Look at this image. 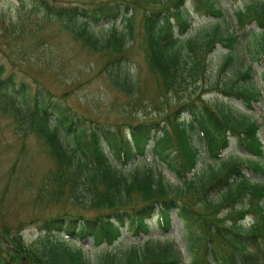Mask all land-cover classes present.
I'll list each match as a JSON object with an SVG mask.
<instances>
[{
    "label": "trees",
    "instance_id": "16d2710c",
    "mask_svg": "<svg viewBox=\"0 0 264 264\" xmlns=\"http://www.w3.org/2000/svg\"><path fill=\"white\" fill-rule=\"evenodd\" d=\"M169 1H160L158 7L148 3L141 6H145V14L140 42L150 72L167 89L184 80L183 74L196 81L205 72L204 55L208 51L218 43L232 51L239 40V37H224L218 27L202 44L193 40L181 42L178 33L184 32L189 24L185 13L188 0H174L173 11ZM125 2L133 8L140 4ZM36 3L48 16L55 15L67 23L86 48L109 51L112 60L106 70L114 88L129 96L139 94L140 80L130 74L125 63L127 51L133 46L137 13L125 19L131 40H127L126 34L119 35L115 28L104 40L89 20L77 19L76 9L59 8L46 1ZM192 3L216 18L223 17L227 11L220 0H193ZM261 4L264 0H252L246 11L235 12L239 29L245 30L252 22L261 27L249 36L245 46L253 61L264 57V9L254 8ZM119 7L116 6V11L115 8L94 11L93 17L98 24L102 18L115 22L121 12ZM176 25L180 30H176ZM243 35L247 36L248 31ZM197 49H202L201 53ZM232 60L228 56L223 68L227 69ZM250 78L247 71L236 82L223 84L227 97L244 102L249 109L253 103H259L260 96L249 87H240L239 82ZM7 82L0 78V88ZM0 95L15 120L26 122V130L35 133L47 146L54 163L50 177L55 188L62 189L60 197L66 195L71 204L80 208L76 214L41 221L39 230L47 235L41 252L28 250L24 256L26 246L20 238H16L18 245L7 233L4 234L7 238L2 235L12 254L0 248V264H264V183L252 181L246 172L264 174V166L246 159L222 157L230 147L229 133L239 138L245 153L262 157L256 121L249 118L241 121L231 107L199 100L180 108L189 113L190 120L181 122L175 118L164 121V126L157 121L140 122L131 125V133L125 135L120 128L115 130L99 123L85 127L81 116L53 102L41 87L34 94L13 88ZM199 129L201 137L195 139L193 134ZM197 142L208 154L210 169L198 180L187 181V175L200 162L201 147ZM149 149L183 182L181 186L167 183L161 171L156 172L146 163ZM133 161L136 162L132 164ZM200 203L204 209L198 207ZM175 210L188 235L187 258L167 234L151 233L154 223L168 232L172 226L171 213ZM220 210H227L224 217L212 219L210 214ZM248 218L250 223L246 222ZM123 229L131 236H143V240L122 242ZM52 235H58L57 239H51ZM87 239H92L96 247L105 242L110 245L120 242L111 251L100 250L89 255L77 243Z\"/></svg>",
    "mask_w": 264,
    "mask_h": 264
},
{
    "label": "rangeland",
    "instance_id": "374dc122",
    "mask_svg": "<svg viewBox=\"0 0 264 264\" xmlns=\"http://www.w3.org/2000/svg\"><path fill=\"white\" fill-rule=\"evenodd\" d=\"M42 1L59 8L76 9L77 19L82 22L89 20L96 28L97 35L104 40L114 28L119 35L126 34L127 40H131L125 19L134 12L137 13L133 46L127 51L125 63L130 74L140 80L139 94L129 96L115 89L106 70L112 60L110 52H95L86 48L83 41L70 31L67 23L55 15L48 16L44 9L38 7L36 2ZM125 1L127 0H0V78L8 81L5 87L0 88V93L15 88L34 94L41 87L53 102L81 116L85 127H93L99 123L115 130L120 128L125 135L130 133L131 125L140 122L157 121L164 126V121L170 122L175 118L181 122L190 120L189 113L180 109L190 101L224 104L231 107L239 120L249 118L259 124L258 137L263 146V156L255 158L245 153L238 142L239 138L230 133V147L223 154V159H246L264 166V57L261 61H253L246 49L249 36L260 31L261 27L255 22L249 23L245 29L248 35L244 36L245 30L238 29L235 18V12L247 10L252 0H220L223 8L227 9L223 14L224 19L199 10L192 3L193 0L187 1L185 13L187 12L189 24L184 32L178 33L181 42L193 40L202 44L218 27L224 37L234 36L239 37V40L232 51L221 43L216 44L212 51L204 55L205 72L196 81L183 74L184 80L170 89L165 88L150 72L145 52L140 47L142 17L145 14V6H141L148 3L151 7H158L160 1L164 0H128L140 3L135 8L133 5L127 7ZM173 1H169L171 10ZM117 5L121 12L116 22L102 18L103 21L97 23L93 17L94 11H109L112 8L116 11ZM254 8L264 9V4ZM176 30H180L177 25ZM201 50L197 49L200 53ZM187 52L190 53L188 47ZM228 56L233 58V62L225 69L223 66ZM247 71L250 80L240 81L239 86L249 87L260 96V102L253 103L250 109L244 102L227 97L223 92L224 83L236 82L239 75ZM218 83V87L213 88ZM178 110L180 111L177 113ZM26 128L28 129V124L15 120L5 98L0 95V245L3 246L0 248L9 250V254H12L2 240V235L7 233L10 239L18 242L16 238H20L26 246L24 256L28 250L32 253L43 251L47 235L39 230L41 221L80 212V208L71 204L66 195L60 197L62 189L58 191L50 177L54 163L49 150L42 139ZM193 136L195 139L201 137V130H197ZM199 146L200 162L194 172L187 175V181L198 180L210 169L208 154L201 143ZM146 163L153 166L156 172L161 171L167 183L179 186L183 184L150 149ZM214 167L217 168L218 164ZM246 172L252 181L264 183V174ZM262 204L264 207V198ZM198 207L204 209L201 203ZM226 211L220 210L216 214L212 212L211 218L221 220ZM171 219L172 227L166 237L175 238L179 248L187 256L188 235L184 231V224L176 211L171 213ZM151 232L158 236L166 234L156 223ZM123 233L122 242L134 243L143 239L141 236L131 237L125 229ZM61 235L64 236V233ZM50 238L57 239V236L52 235ZM80 245L89 255L95 251L118 248V243L109 245L107 242L96 247L89 239Z\"/></svg>",
    "mask_w": 264,
    "mask_h": 264
}]
</instances>
